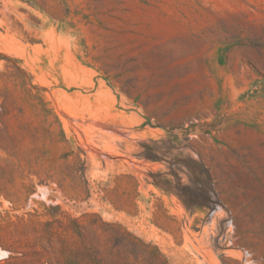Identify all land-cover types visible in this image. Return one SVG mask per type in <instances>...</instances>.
Masks as SVG:
<instances>
[{
  "label": "rangeland",
  "instance_id": "rangeland-1",
  "mask_svg": "<svg viewBox=\"0 0 264 264\" xmlns=\"http://www.w3.org/2000/svg\"><path fill=\"white\" fill-rule=\"evenodd\" d=\"M0 264H264V0H0Z\"/></svg>",
  "mask_w": 264,
  "mask_h": 264
},
{
  "label": "bare ground",
  "instance_id": "bare-ground-1",
  "mask_svg": "<svg viewBox=\"0 0 264 264\" xmlns=\"http://www.w3.org/2000/svg\"><path fill=\"white\" fill-rule=\"evenodd\" d=\"M105 127H107V126L105 125ZM109 128H110V127H109ZM103 154H104V153H103ZM1 251H2V250H1ZM3 252H4V251H3ZM3 252H2V253H3ZM5 253H6V252H5ZM4 255H5V254H4Z\"/></svg>",
  "mask_w": 264,
  "mask_h": 264
}]
</instances>
